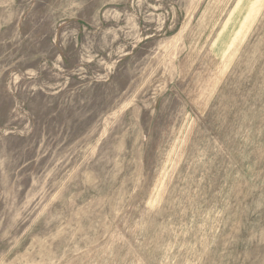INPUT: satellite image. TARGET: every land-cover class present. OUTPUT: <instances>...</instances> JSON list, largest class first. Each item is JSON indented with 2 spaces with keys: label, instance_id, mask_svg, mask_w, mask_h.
Segmentation results:
<instances>
[{
  "label": "rangeland",
  "instance_id": "374dc122",
  "mask_svg": "<svg viewBox=\"0 0 264 264\" xmlns=\"http://www.w3.org/2000/svg\"><path fill=\"white\" fill-rule=\"evenodd\" d=\"M0 264H264V0H0Z\"/></svg>",
  "mask_w": 264,
  "mask_h": 264
}]
</instances>
